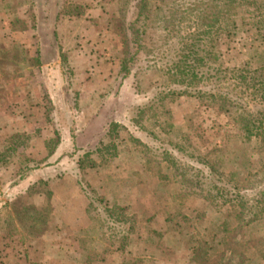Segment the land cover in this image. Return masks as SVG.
Returning <instances> with one entry per match:
<instances>
[{
	"label": "rangeland",
	"instance_id": "obj_1",
	"mask_svg": "<svg viewBox=\"0 0 264 264\" xmlns=\"http://www.w3.org/2000/svg\"><path fill=\"white\" fill-rule=\"evenodd\" d=\"M22 1L28 9L17 11L12 3L9 18L23 37L11 32L6 38H26L22 20L27 15L29 37L54 38L60 14L64 32L57 38H66L70 64L65 61L64 75L73 103L57 106L49 98L51 127L32 132L44 139L48 130L51 137L59 133L61 148L39 168L58 167L54 175L34 176L36 181L17 188L0 205V264H264V209L239 228L238 200L230 195L251 193L264 182V132L244 139L233 115L195 96L167 100L164 107L155 104L151 115L147 106L154 94L139 92L135 79L147 62L135 61L130 75L121 74L131 50L127 46L133 45L137 0ZM64 2L84 5V15L65 14ZM185 26L188 30V21ZM159 35L166 32L157 25L148 38ZM222 39L224 66L243 61L253 68L264 66V36L242 32ZM10 48L0 47V71L16 62L8 56ZM22 50L20 44L18 54ZM19 57L21 66L29 64L26 53ZM113 121L124 127L116 138L117 153H106V163L96 169L82 170L79 158L95 150ZM88 124L92 136L82 135ZM39 147L28 151L31 165L40 162ZM174 163L200 175L206 190H213V200L183 187ZM17 176L14 165L0 170L2 181ZM57 179L68 182L63 181V188L54 186ZM83 187L91 194L95 190L98 208L89 207Z\"/></svg>",
	"mask_w": 264,
	"mask_h": 264
},
{
	"label": "trees",
	"instance_id": "obj_2",
	"mask_svg": "<svg viewBox=\"0 0 264 264\" xmlns=\"http://www.w3.org/2000/svg\"><path fill=\"white\" fill-rule=\"evenodd\" d=\"M135 9L132 22L133 45L127 46L131 50L127 51L122 61L121 74L124 77L130 75L135 61L147 62L135 75V79L139 92L146 90L154 94L147 106L148 110H152L151 115L156 113L155 104L164 107L167 100L195 96L209 99L221 111L233 115L244 139L250 141L255 135L264 132V66L253 68L249 61L224 66L219 50L222 38H236L242 32L256 38L264 36V0H137ZM67 10V14L79 16L84 14L85 7L82 4H71ZM156 13L161 16L153 17ZM152 21L154 24L151 25ZM157 25L166 35L148 38L151 28ZM172 38L178 39V43L170 45L169 40ZM144 114L145 111L140 110L139 116L143 117ZM139 119L136 116L134 122ZM123 128L118 122H111L108 133L95 150L86 151L79 158L81 169H96L106 163V153L115 155L118 146L116 138ZM35 135L36 132H25L0 138V170L18 164L21 180L43 162L46 163L59 147L61 137L55 132L54 136L45 139L38 134L35 140ZM41 138L44 140L40 142ZM39 144L42 152L40 162L31 165L33 158L28 151ZM175 164L183 187L200 190L207 201L213 200V190H206L200 175L195 174L186 164ZM207 166L216 170L213 165ZM214 188L219 190L220 187L215 184ZM86 189L83 187L91 201L89 207L96 208L97 204L98 208L101 201L95 199V190L91 194ZM230 195L234 202L235 198L238 200L239 228L255 221L260 209H264V182L251 193L239 191ZM126 242L127 237H123L122 247Z\"/></svg>",
	"mask_w": 264,
	"mask_h": 264
},
{
	"label": "crops",
	"instance_id": "obj_3",
	"mask_svg": "<svg viewBox=\"0 0 264 264\" xmlns=\"http://www.w3.org/2000/svg\"><path fill=\"white\" fill-rule=\"evenodd\" d=\"M12 3H15L17 11L28 9V6L22 0H0V47H12L8 51V56L16 60V62L9 64L8 69L0 71V138L4 139L16 133H32L41 127H49L50 122L46 113L49 98L51 103L57 106L72 105L73 103L64 75V67H68V63L70 64V59L67 57L64 46L66 38H57L59 33L64 32V28L61 27L63 22L60 21V14H57L55 19L57 25L54 38L29 37L31 22L28 19V15L25 17L24 22L22 20L24 26L26 22L25 33L28 32L25 36L26 38H6L11 32L14 35L20 34V37H23L21 29L13 27L9 18L11 15L10 4ZM29 5L31 4L29 3ZM62 7H64L63 11L67 10L68 4L64 2ZM11 8H14V6ZM67 12L68 10L64 11L65 14ZM83 15H74V17ZM20 44L24 47L21 54L22 52L26 53L29 59L27 61L28 65L23 64L24 66H21L22 64H20L19 60L21 58L19 55L21 54H18L17 51L20 48ZM65 61H68V63L66 62L65 64ZM91 129V125L88 124L82 135L89 132V136H92L94 131ZM48 133L51 136V130H48ZM75 135L79 136V132H76ZM57 167L56 164L52 163L50 166L37 169L21 180H19V176L12 180L5 179L3 181L1 178L0 205L5 203L6 199L11 197L17 188L25 187L32 180L36 181L34 176L54 175ZM8 168L1 170L2 172L7 171ZM14 168L16 174H18L19 166L14 164ZM63 181L68 182V180ZM63 181L57 179L53 182V185L62 186L63 188ZM57 193L58 190H56ZM84 220H87L86 216Z\"/></svg>",
	"mask_w": 264,
	"mask_h": 264
}]
</instances>
